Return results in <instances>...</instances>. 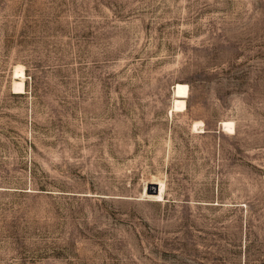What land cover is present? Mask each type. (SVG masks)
Returning <instances> with one entry per match:
<instances>
[{"label":"rangeland","instance_id":"obj_1","mask_svg":"<svg viewBox=\"0 0 264 264\" xmlns=\"http://www.w3.org/2000/svg\"><path fill=\"white\" fill-rule=\"evenodd\" d=\"M0 264H264V0H0Z\"/></svg>","mask_w":264,"mask_h":264},{"label":"bare ground","instance_id":"obj_2","mask_svg":"<svg viewBox=\"0 0 264 264\" xmlns=\"http://www.w3.org/2000/svg\"><path fill=\"white\" fill-rule=\"evenodd\" d=\"M15 78H20L19 81L14 80L15 81L14 86L16 88L15 91L23 92L25 89V83H24L25 73H24L23 68L17 67V69L15 71ZM189 93L190 92H189L188 84H186V83H177L176 84V86L174 88L175 110H184L187 108L186 98L189 96ZM222 125L228 130H232L235 126L234 121H232V120L223 121ZM154 185L156 186L155 187L156 193L154 195H151V196H153L156 200H159V201L163 200L164 194H165L164 182L156 183Z\"/></svg>","mask_w":264,"mask_h":264}]
</instances>
